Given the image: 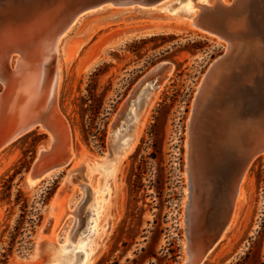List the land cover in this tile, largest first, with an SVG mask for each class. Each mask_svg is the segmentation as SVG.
I'll use <instances>...</instances> for the list:
<instances>
[{"label":"rangeland","instance_id":"rangeland-1","mask_svg":"<svg viewBox=\"0 0 264 264\" xmlns=\"http://www.w3.org/2000/svg\"><path fill=\"white\" fill-rule=\"evenodd\" d=\"M186 1L170 0L168 5L176 11ZM169 12L87 15L69 37L65 54L59 43L55 103L71 145L92 158L84 163L91 186L86 193L79 188L83 164L72 168L68 162L52 177L26 188L23 177L39 149L48 148L52 141L49 131L33 128L4 144L0 148V254L15 234L5 264H45L47 258V264H61L51 260L45 245L39 255H32L43 240L57 246L67 242L61 250L70 251V256L75 253V259L84 249L85 264H180L184 259L186 123L204 73L225 45L195 35ZM160 80L147 122L119 160L121 172L109 178L103 167L115 160L108 154L109 147L112 150L125 139L133 113L141 105L136 106L134 98L120 121L118 112L137 89L139 95L143 87L151 89ZM231 88L224 89V98L231 96ZM62 156L55 151L45 162ZM243 184V199L226 237L201 264H257L264 259V155L250 160ZM60 211L54 220V213ZM48 218L49 225L42 229Z\"/></svg>","mask_w":264,"mask_h":264},{"label":"water","instance_id":"water-1","mask_svg":"<svg viewBox=\"0 0 264 264\" xmlns=\"http://www.w3.org/2000/svg\"><path fill=\"white\" fill-rule=\"evenodd\" d=\"M159 1L161 0H0V99L3 86L11 83L20 71H24L23 61L35 60L40 77L43 60L81 14L106 5L120 8L150 7ZM191 24L219 39L225 48L205 71L194 94L186 123L184 170L187 187L183 211L185 257L180 264H201L216 245L232 215L239 193V183L250 155L264 152V0H213L197 9ZM219 71V82L224 89L232 87L230 94L236 102L238 121H250L248 130L252 138L251 152L244 155L239 148H235L232 153L233 162L229 160L226 163H233L232 173L226 175L222 167L213 177L212 188L198 191L193 187L190 171L189 130L193 121L201 114L205 87L211 74ZM53 83L54 77L49 84L50 90ZM138 90L126 100L124 108L118 112L119 121L127 114ZM216 96L217 93L213 98ZM9 111L8 106L6 113ZM5 117L4 131L0 129V141L6 136L4 140L7 143L24 133L34 122H22L14 131L6 133L10 119L7 114ZM46 129L51 133L48 127ZM53 147L52 137L48 148L39 149L36 160L23 177L26 188H34L47 178L53 168L68 163L70 151L54 162H45L47 156L54 152ZM196 206L206 212L207 218L200 227L193 229L190 225V213ZM49 222L48 218L42 229ZM42 245L38 246L36 256L41 253ZM32 255H35V251ZM47 263L49 258L45 261Z\"/></svg>","mask_w":264,"mask_h":264},{"label":"bare ground","instance_id":"bare-ground-1","mask_svg":"<svg viewBox=\"0 0 264 264\" xmlns=\"http://www.w3.org/2000/svg\"><path fill=\"white\" fill-rule=\"evenodd\" d=\"M168 1L170 0H161L156 4L152 5V7L150 8H144L140 6L116 8L106 5L87 11L78 16L58 39L54 50L48 53L46 59L43 60V63L40 68V77L38 76L39 73L36 61L33 59H28L27 61L22 62L24 71H20L19 75H17V77L13 81H11V83L3 86V91L0 99V129H3L4 131L3 126L5 124L4 121L7 118L5 117L6 114L7 116H9L8 119H10V125L7 127L8 130L6 133L14 131L22 122L28 120H34V122L28 127L27 130L38 127V129H42L47 132L48 130L46 129V127H48L51 131V133H48L52 135L54 141V152L60 151V154L62 153L63 155H67V153L70 151L71 154L68 159V162L71 163L72 168L76 167L80 163L83 164V170L81 171L82 182H79L77 179L78 182L76 181L77 183H75L80 185L79 188H81L82 191L86 193L88 190V185L91 186V181L90 179L86 178L87 170L84 166V163L85 161H91L92 158L87 156V152L85 150H79L77 147H73V145H71L68 130L60 116V113L58 112L55 103L60 69V63L58 60L59 43H63L61 50L63 54H65L66 47L68 46L67 43L69 37L72 33L76 31L78 24L81 23L87 15L114 13L116 11H150L156 13L159 11H168V9L170 11L169 13H171L169 15H174L175 21L181 23L183 22V24H185V29H190L195 35L199 34L200 36L210 38V40L211 38H214L213 35L191 24V19L196 14L197 9L201 5L210 4L213 0H201L200 2H195L194 4H190V1L187 0L176 11L172 10L173 8L168 5ZM139 8H144V10ZM214 39L215 41H220L219 39ZM165 75H167V73H165ZM220 76V71L211 74L209 81L205 87V97L203 99V108L201 114L193 121V124L191 125V128L189 130V151L191 157L190 171L193 181V187L195 188V190L197 189L198 191H201L203 188L210 190L213 185L214 175L218 174L222 167L225 169L226 175L232 173L233 163H226L227 161L232 160V153L235 148H239V151L242 152V154L244 155H249L251 152L252 138L251 136H249L250 134L248 130V124H250V121H238L236 102L234 101V98L232 96L227 95L224 98V87L219 82ZM53 77L54 83L53 87L50 90L49 84ZM162 82L163 80H160L159 83L157 82L158 85L152 87L151 89L146 90V87H143L142 93L139 95L136 94L137 96L135 95V105L137 106L140 103L141 106L133 113V121L130 127L128 128L129 131L126 134L125 139L120 144H118V146H113L116 148H112L111 150V147H109L108 154H112L113 159H115L114 162L108 164L105 162V164L103 165L109 178L110 175L115 178L117 173L121 172L122 165L119 160L124 157L129 150H131L142 126L147 122L150 116L151 108L154 104V99L157 98L156 96L159 91V87H161ZM215 93H217V95L220 97L216 96L215 98H213ZM221 98L223 99L221 102H219ZM8 106L10 108V111L6 113V107L8 108ZM5 137L2 138L0 141V148L7 143L5 142ZM114 153H118V155L114 157ZM263 155L264 152L250 155L248 163L252 158ZM115 161L117 162L115 163ZM231 162H233V160ZM62 166L63 165H59L58 167L53 168L49 172L47 177H52L53 175L58 173V171L60 172ZM71 171L72 170H69L67 175H69ZM244 175L245 170L242 174L239 183V193L234 202L232 215L225 230L223 231L220 237L221 239L226 237L228 229L234 220L237 206L241 203V200L243 199ZM69 180L70 179L67 176L65 181ZM72 184L74 185V182ZM91 201L95 204L97 203L94 199H92ZM58 213H54V220H56L57 217L61 214V211ZM75 218L77 217L75 216ZM206 218V212L202 211L199 206L194 207L190 213L191 227L193 229H197L206 221ZM72 233H70V235H72ZM40 244L45 245V249L49 248L50 257L52 261L61 264H85V261H87L86 258L88 256L85 255L84 249H82V253L79 254L76 259L74 258L75 253L71 252L73 253V256H71L74 259L70 262V251L61 250V247L66 246L67 242L63 245L57 246L56 244L50 241L48 242L46 240H43L37 244V250ZM37 250L35 251L34 256H36ZM91 259L92 257L88 258V261H90Z\"/></svg>","mask_w":264,"mask_h":264},{"label":"trees","instance_id":"trees-1","mask_svg":"<svg viewBox=\"0 0 264 264\" xmlns=\"http://www.w3.org/2000/svg\"><path fill=\"white\" fill-rule=\"evenodd\" d=\"M6 192H7L6 194H9L8 191H6ZM20 193H21V191L19 189H17V195L18 196H20ZM21 210H22V214L20 215V217H21L20 219L23 218V212H24V209H21ZM30 220H31V222H33L32 219H30ZM17 228H18V226H15V231H17L16 230ZM14 236H15V234H12V239L9 242V246L7 248L2 247L3 251L0 254V264H5L6 258H7L8 254L10 253L11 248H12ZM257 264H264V259L260 260Z\"/></svg>","mask_w":264,"mask_h":264}]
</instances>
